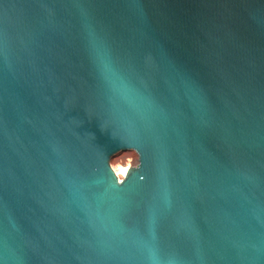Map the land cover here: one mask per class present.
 Here are the masks:
<instances>
[{
	"label": "water",
	"instance_id": "obj_1",
	"mask_svg": "<svg viewBox=\"0 0 264 264\" xmlns=\"http://www.w3.org/2000/svg\"><path fill=\"white\" fill-rule=\"evenodd\" d=\"M0 264H264V0H0Z\"/></svg>",
	"mask_w": 264,
	"mask_h": 264
},
{
	"label": "rangeland",
	"instance_id": "obj_2",
	"mask_svg": "<svg viewBox=\"0 0 264 264\" xmlns=\"http://www.w3.org/2000/svg\"><path fill=\"white\" fill-rule=\"evenodd\" d=\"M137 159H138V156H137L135 151H133V150H125V151H121V152L117 153L116 155H114L110 159L109 163H110L111 168L114 170V167L118 163H121V162L126 163L128 167L134 166V165L137 164ZM115 174L117 175L116 172H115Z\"/></svg>",
	"mask_w": 264,
	"mask_h": 264
},
{
	"label": "bare ground",
	"instance_id": "obj_3",
	"mask_svg": "<svg viewBox=\"0 0 264 264\" xmlns=\"http://www.w3.org/2000/svg\"><path fill=\"white\" fill-rule=\"evenodd\" d=\"M128 169V166L126 163L124 162H121V163H118L115 167H114V170L115 172L117 173L118 177L121 178V176H124L126 171Z\"/></svg>",
	"mask_w": 264,
	"mask_h": 264
}]
</instances>
